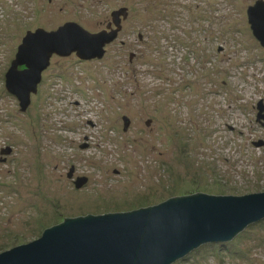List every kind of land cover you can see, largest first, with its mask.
Segmentation results:
<instances>
[{"label":"rangeland","instance_id":"obj_1","mask_svg":"<svg viewBox=\"0 0 264 264\" xmlns=\"http://www.w3.org/2000/svg\"><path fill=\"white\" fill-rule=\"evenodd\" d=\"M178 1L0 0V253L68 215L264 191V46L247 16L257 0H186L196 7L173 15ZM119 4L126 45L50 58L21 110L5 85L27 32L94 26ZM226 242L172 264H264V218Z\"/></svg>","mask_w":264,"mask_h":264},{"label":"water","instance_id":"obj_2","mask_svg":"<svg viewBox=\"0 0 264 264\" xmlns=\"http://www.w3.org/2000/svg\"><path fill=\"white\" fill-rule=\"evenodd\" d=\"M247 16L264 46V1L249 5ZM113 32L89 33L72 22L50 32L28 31L6 74V89L26 110L52 54L67 56L75 51L82 60L101 58ZM19 65L26 68L18 70ZM123 121L126 128L129 118ZM194 193L130 211L68 215L39 238L1 252L0 264H172L204 243L229 241L264 218V191Z\"/></svg>","mask_w":264,"mask_h":264},{"label":"flooded vegetation","instance_id":"obj_3","mask_svg":"<svg viewBox=\"0 0 264 264\" xmlns=\"http://www.w3.org/2000/svg\"><path fill=\"white\" fill-rule=\"evenodd\" d=\"M54 0H47V3H52ZM123 2L126 1V0H122ZM141 1V0H140ZM192 1V0H190ZM128 3V2H127ZM143 4V5H142ZM175 5V4H174ZM192 5V4H191ZM141 6L144 8V10L146 9L147 7V0H142V3H141ZM176 7L175 11L173 10V15H175L176 13L179 14L180 11H183V10H186V11H190L191 8H195L196 5H193L191 7H189L188 5V2L186 0H179L177 2V4L174 6ZM199 7V6H198ZM203 9L202 7H199L197 10H201ZM195 10V9H194ZM109 14H110V17H104L102 18L96 25L92 26L90 23H84V22H81L80 21V18H77V19H69V20H66L64 22H62L63 24L65 23H69V22H72V23H76L80 26H82L84 29H86L89 33H99V32H104V33H107V32H113V29L116 27L117 28V31L114 33L115 36L114 38L111 40V42H108L107 44H112L113 42H115L117 39H119V36H123L125 31H126V24H127V21L129 20V13H130V10H129V7L128 5L126 4H119V5H115L114 7H111L110 10H109ZM193 13V12H192ZM208 18V17H207ZM196 19L199 20V18L196 17ZM60 26H62L61 24L58 25L56 27V29H58ZM55 29V30H56ZM51 31H54L51 30ZM127 35V34H126ZM139 35V39H143V35L141 33L138 34ZM127 37V36H126ZM124 38V39H123ZM126 38H125V35L121 38V45H126ZM106 44V45H107ZM105 45V47H106ZM72 55H75L76 57L77 54L76 52H71L68 56H72ZM54 56L56 57H66V56H62V55H58L56 53L52 54L51 56V59L54 58ZM104 56V55H103ZM102 56V57H103ZM135 57V53L133 52H130L129 53V61L132 62L133 59ZM90 59H95V58H90ZM84 60H87V59H84ZM6 86V85H5ZM38 88V87H37ZM151 121V120H150ZM147 123H149V121H147ZM130 125V123H129ZM74 171H75V167H72L71 170L68 172L69 175L68 176H73L74 174ZM75 178V177H74ZM191 195V194H190ZM186 196V195H185ZM118 212H121V211H118ZM112 213V212H111Z\"/></svg>","mask_w":264,"mask_h":264},{"label":"trees","instance_id":"obj_4","mask_svg":"<svg viewBox=\"0 0 264 264\" xmlns=\"http://www.w3.org/2000/svg\"><path fill=\"white\" fill-rule=\"evenodd\" d=\"M195 194V193H194ZM196 194H198V192L196 193ZM191 195H193V194H191ZM187 196V195H186ZM170 199V198H169ZM65 220V219H64ZM59 224V223H58ZM56 225V224H55ZM54 226V225H53ZM210 243H212V242H210ZM227 243V242H226ZM219 244L221 245V244H225V242H219ZM197 249V248H196ZM195 250V249H194ZM194 250H192L191 252H193ZM191 252H189V253H191ZM188 253V254H189Z\"/></svg>","mask_w":264,"mask_h":264}]
</instances>
